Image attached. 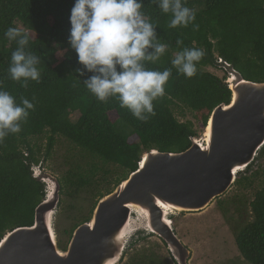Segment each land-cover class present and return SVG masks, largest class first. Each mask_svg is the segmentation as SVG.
<instances>
[{
	"label": "trees",
	"instance_id": "obj_1",
	"mask_svg": "<svg viewBox=\"0 0 264 264\" xmlns=\"http://www.w3.org/2000/svg\"><path fill=\"white\" fill-rule=\"evenodd\" d=\"M184 3L196 13L195 30L191 24L170 28L171 13L165 14L150 0H143L142 11L157 25V39L168 45L160 60L146 67L157 71L171 68L172 76L165 85V95L153 102L155 115L142 122L121 108L117 98L102 103L83 86V81L93 73L77 62L68 43L74 0H0V88L13 95L18 104L26 98L35 105L27 121L22 122L21 132L10 134L0 143V240L15 228L31 226L35 208L45 197V185L34 176L33 168L39 164L41 154L36 139L46 138L44 161L50 158L57 138L65 139L90 159L88 170L70 167L57 179L61 197L74 202L84 197L99 200L137 169L144 153L151 150L181 153L190 147L193 138H198L191 122L178 121L173 106L180 105L192 112L205 127L213 109L230 102L226 79L205 69L225 71L223 63H227L243 79L264 82V0H184ZM18 26L29 35L25 51L40 61V82L29 81L26 87L8 74L11 53L17 45L4 33L9 27ZM177 40L182 44L177 45ZM185 47L205 52L192 78L178 74L171 64L176 52ZM76 69L84 75L78 76ZM259 161L262 164L251 173ZM109 166L128 174L113 179ZM244 173L235 181L237 186H250L254 177L261 178L260 187L249 203V218L244 212L236 220L227 213L224 218L241 258L247 264H264V146ZM248 173L251 174L247 176ZM98 200L92 204L90 215ZM89 219L90 216L74 218L72 226L62 233L70 239L74 229ZM138 233L141 235L131 246L151 236ZM149 259L152 264H159Z\"/></svg>",
	"mask_w": 264,
	"mask_h": 264
},
{
	"label": "water",
	"instance_id": "obj_2",
	"mask_svg": "<svg viewBox=\"0 0 264 264\" xmlns=\"http://www.w3.org/2000/svg\"><path fill=\"white\" fill-rule=\"evenodd\" d=\"M223 67L231 99L213 109L203 138H193L181 153H144L137 169L100 198L90 219L74 229L64 250L53 230L61 186L57 178L34 172L45 185V197L31 226L15 228L0 240V264H119L139 230L162 240L176 264H187L190 253L170 217L205 210L264 146V82L243 79L227 63Z\"/></svg>",
	"mask_w": 264,
	"mask_h": 264
},
{
	"label": "clouds",
	"instance_id": "obj_3",
	"mask_svg": "<svg viewBox=\"0 0 264 264\" xmlns=\"http://www.w3.org/2000/svg\"><path fill=\"white\" fill-rule=\"evenodd\" d=\"M167 14L171 13L169 27H188L194 30L196 13L185 6L184 0H150ZM143 0H74L70 10L68 43L77 56V62L93 73L83 81V86L102 103L109 98L118 99L134 118L145 122L155 115L154 101L165 95V85L172 76L171 68L150 70L148 63H156L165 54L168 45L157 39L155 28L142 9ZM14 41L9 77L27 86L29 81L40 82L39 58L25 51L29 35L17 27L5 33ZM182 41L177 40V45ZM151 49L152 51H149ZM205 52L199 48H183L171 60L178 74L192 78L197 74V64ZM78 76L84 72L76 69ZM35 105L28 99L18 104L16 98L0 88V143L10 134L22 130Z\"/></svg>",
	"mask_w": 264,
	"mask_h": 264
},
{
	"label": "rangeland",
	"instance_id": "obj_4",
	"mask_svg": "<svg viewBox=\"0 0 264 264\" xmlns=\"http://www.w3.org/2000/svg\"><path fill=\"white\" fill-rule=\"evenodd\" d=\"M18 28L21 27L18 26ZM205 70L220 79H227L226 71L212 68ZM172 111L179 122H191L193 124L199 141L203 138L205 127L202 126L200 120L194 117L192 112L180 105L173 106ZM75 117L77 116L75 115ZM127 131L130 133L131 130L127 129ZM36 143L41 148L39 164L33 168L37 175L46 174L60 180L70 167L79 166L82 170H88V166H90V159L63 138L56 139V144L47 161L43 159V150L46 144L45 136L36 139ZM261 162L255 163L251 173L258 169V166L262 164ZM98 166L100 167V165ZM108 168L113 172V179H121L128 174L118 167L109 166ZM244 172L238 173L235 181L240 178V175L245 176ZM260 184V177H254L250 186L247 184L237 186L234 182L223 196L212 201L205 210L185 212L170 217L174 233L190 253L187 264H247L237 251L233 234L224 214L227 213V216L233 220H236L241 212L247 216L249 203L253 200L254 193L259 189ZM97 200L98 198L84 197L74 202L61 197V206H58L53 217V230L60 250H64L60 246L66 248L70 240L67 235L62 233V230L69 229L74 218L81 220L91 217L90 208ZM247 217L249 218V216ZM137 233L138 231L132 236V238L135 237L134 239L128 240L124 257L119 264H133V261L139 260L143 261V264H152L153 261L150 262L151 259L149 258L155 259L159 264H176L167 245L155 236L145 237L142 241L131 246L136 237L141 235ZM145 234L148 233L145 232Z\"/></svg>",
	"mask_w": 264,
	"mask_h": 264
},
{
	"label": "bare ground",
	"instance_id": "obj_5",
	"mask_svg": "<svg viewBox=\"0 0 264 264\" xmlns=\"http://www.w3.org/2000/svg\"><path fill=\"white\" fill-rule=\"evenodd\" d=\"M207 137H208V135H206V136H205V138H207ZM168 213L170 214L171 212H170V211H168Z\"/></svg>",
	"mask_w": 264,
	"mask_h": 264
}]
</instances>
